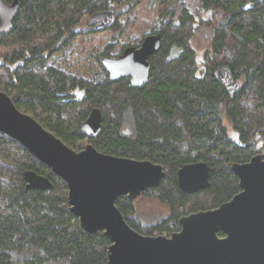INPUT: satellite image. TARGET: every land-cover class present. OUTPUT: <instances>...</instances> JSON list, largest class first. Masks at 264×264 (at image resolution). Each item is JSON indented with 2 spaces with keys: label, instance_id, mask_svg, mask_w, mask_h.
I'll list each match as a JSON object with an SVG mask.
<instances>
[{
  "label": "trees",
  "instance_id": "16d2710c",
  "mask_svg": "<svg viewBox=\"0 0 264 264\" xmlns=\"http://www.w3.org/2000/svg\"><path fill=\"white\" fill-rule=\"evenodd\" d=\"M20 1L15 31L0 34V91L77 152L93 144L106 155L163 165L161 185L143 195L167 206L170 215L144 225L135 202L121 197L116 205L132 229L170 237L183 217L217 209L241 192L231 166L264 151V0H151L160 26L150 31L160 33L165 45L150 59L143 88H132L129 79L111 82L103 69L104 77L87 80L49 63L84 17L124 0ZM201 7L207 18L196 28L193 12ZM118 19L110 29L123 32ZM196 39L209 47L205 72H199ZM142 41L122 46L119 54ZM20 61L24 65L13 72ZM220 65L242 82L234 97L214 77ZM77 88L85 90V100L71 95ZM95 108L103 113L102 132L86 140L81 127ZM194 163L210 167V187L186 194L178 171ZM26 171L48 177L53 190H27ZM68 193L62 179L0 133V264H108L110 241L82 230Z\"/></svg>",
  "mask_w": 264,
  "mask_h": 264
},
{
  "label": "water",
  "instance_id": "95a60500",
  "mask_svg": "<svg viewBox=\"0 0 264 264\" xmlns=\"http://www.w3.org/2000/svg\"><path fill=\"white\" fill-rule=\"evenodd\" d=\"M128 9L126 4L123 11ZM20 10V0L10 3L0 0L1 35L15 31ZM90 20L96 31L108 30L117 20L116 11L94 13ZM164 45L161 34L149 35L140 48L128 47L120 57H103L100 63L111 82L130 79L132 88H143L150 81L149 60ZM23 65L24 61L16 63L12 71ZM214 77L231 97L239 91L241 84L229 66H218ZM71 95L77 101L86 98L85 90L80 88ZM102 120V111L93 109L82 124V135L89 140L96 139L102 132ZM0 133L17 141L67 184L70 212L79 220L82 230L88 235L101 232L110 241L108 264H264L263 154L248 163L231 166L241 190L232 200L217 209L183 217L179 222L180 231L170 237L144 236L129 226L116 201L127 197L134 202L148 190L158 188L166 176L163 165L106 155L93 144L77 152L34 117L19 110L2 91ZM233 137L241 145L237 136ZM24 180L27 190L54 188L48 177L34 171H26ZM178 186L186 194L207 190L210 167L205 163L185 165L178 171ZM219 233L224 237H219Z\"/></svg>",
  "mask_w": 264,
  "mask_h": 264
},
{
  "label": "rangeland",
  "instance_id": "374dc122",
  "mask_svg": "<svg viewBox=\"0 0 264 264\" xmlns=\"http://www.w3.org/2000/svg\"><path fill=\"white\" fill-rule=\"evenodd\" d=\"M150 2L151 0H124V4H128L130 7L127 12L123 11L122 6L113 7L117 15H120L118 20L121 26L120 29H123V32L121 30L114 31L113 29L96 31L91 20L84 17L74 30L75 35L70 42L69 38L65 39L63 45L52 52L49 58L50 65L79 75L87 80H97L104 77L102 73L104 68L100 63L101 58L116 56L121 52L122 46L128 43H137V41L143 39L141 35L146 30L155 29L158 31L160 26L158 10L156 4L150 5ZM178 14L179 12H177ZM174 20L177 21L176 17ZM154 31H150L149 34ZM120 34L122 36H119ZM193 44L198 51H201L204 47L209 48L200 39H196ZM0 61H3V59H0ZM22 112L32 116L24 110ZM86 140L88 139L86 138ZM260 154L264 155V151ZM134 202L136 217L144 225H156L170 215L167 206L151 197L142 195Z\"/></svg>",
  "mask_w": 264,
  "mask_h": 264
},
{
  "label": "flooded vegetation",
  "instance_id": "af4514ba",
  "mask_svg": "<svg viewBox=\"0 0 264 264\" xmlns=\"http://www.w3.org/2000/svg\"><path fill=\"white\" fill-rule=\"evenodd\" d=\"M126 4H124V5H122V9H123V7L125 6ZM129 10V9H128ZM124 12H127V11H124ZM193 14H194V16H195V21H196V19H199V22H200V20L203 18V19H206L207 18V11L203 8V7H201V9H199V10H196L195 12H193ZM116 15H117V13H116ZM178 15H180V13L178 14ZM119 16L120 15H117V18H119ZM177 19V18H176ZM199 22L197 23V25L199 24ZM199 27V25L198 26H196V28H198ZM109 30V29H108ZM156 34H160V33H152V34H150V35H156ZM147 36H149V35H147ZM146 36V37H147ZM146 37H144L143 38V41H144V39L146 38ZM143 41H142V43H143ZM142 43L139 45V47H137V46H132V47H137V48H140L141 47V45H142ZM60 48V46L57 48V49H59ZM126 48H128V47H126ZM125 48V49H126ZM125 49L122 51V53L121 54H119V55H116V56H113L114 58H118V57H120L122 54H123V52L125 51ZM205 52H206V47H204V48H202L201 49V51H198V58H197V63H198V65H199V67H200V70H199V72H201V70H203L204 72H205V69H206V61L204 60V54H205ZM151 59V58H150ZM150 61V60H149ZM129 81H130V79H129ZM239 81V80H238ZM240 82V81H239ZM240 84H241V82H240ZM75 91V90H74ZM72 94V93H71ZM75 98H76V96H74Z\"/></svg>",
  "mask_w": 264,
  "mask_h": 264
},
{
  "label": "bare ground",
  "instance_id": "6f19581e",
  "mask_svg": "<svg viewBox=\"0 0 264 264\" xmlns=\"http://www.w3.org/2000/svg\"><path fill=\"white\" fill-rule=\"evenodd\" d=\"M106 57H111V56H106ZM112 58H114V57H112ZM14 66V65H13ZM12 69H13V67H12ZM112 156V155H111Z\"/></svg>",
  "mask_w": 264,
  "mask_h": 264
}]
</instances>
